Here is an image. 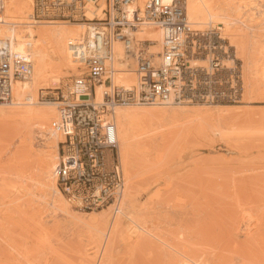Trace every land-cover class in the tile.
I'll list each match as a JSON object with an SVG mask.
<instances>
[{"label": "rangeland", "instance_id": "obj_1", "mask_svg": "<svg viewBox=\"0 0 264 264\" xmlns=\"http://www.w3.org/2000/svg\"><path fill=\"white\" fill-rule=\"evenodd\" d=\"M218 2L230 9L232 18L242 15V21L253 9L259 11L255 16L263 18L264 26V0ZM234 25L242 26L237 20ZM193 26L209 33L204 39L208 51L214 43L226 50L224 62H232V103L124 107L232 106V122L219 123L201 115L144 124L136 133L144 152L136 158L138 168L129 172L134 178L128 179L122 161L126 185L119 209L129 192L134 214H121L122 226L111 244L104 243L103 235L95 246L78 219L109 210V223L120 210L115 214L109 206L82 212L63 195L68 213L56 207L53 190L46 192L36 169L47 152L58 162L59 138L50 129L55 117L49 122L0 120V264H264V55L260 53L264 37L256 35L259 26L245 27L249 35L255 33L254 39L259 38L253 63L249 53L244 57L230 46L217 24ZM152 49L157 51L155 46ZM57 62L52 60L46 75L59 80L37 90L32 105L37 111L51 105L56 113L52 99L67 91L74 76L83 72L66 68L60 74ZM195 63L206 66L207 60ZM254 84L257 90L251 94ZM0 104L6 110L29 106Z\"/></svg>", "mask_w": 264, "mask_h": 264}, {"label": "built area", "instance_id": "obj_2", "mask_svg": "<svg viewBox=\"0 0 264 264\" xmlns=\"http://www.w3.org/2000/svg\"><path fill=\"white\" fill-rule=\"evenodd\" d=\"M0 0V26H5L6 4ZM91 8H87V3ZM102 2V3H101ZM32 0L26 22L13 20L0 30V103H11L12 82L25 78L32 66L29 44L13 28L50 21L82 24V45L72 42L71 52L82 64L68 90L52 99L56 116L50 126L62 135L55 166L57 188L65 200L82 212L121 204L126 177L116 137L114 107L232 103V62L226 50L213 44L206 49V30L193 26L183 0ZM98 12V10H100ZM91 15V18L88 17ZM155 26L161 33L160 49L139 40L135 32ZM28 38V34L24 36ZM122 45L123 59L114 51ZM82 47V48H81ZM222 51V53H221ZM207 60V65L195 64ZM232 61V59H228ZM133 66L135 82L114 84L119 64ZM102 86L100 97L96 87ZM59 90V88H55Z\"/></svg>", "mask_w": 264, "mask_h": 264}, {"label": "bare ground", "instance_id": "obj_3", "mask_svg": "<svg viewBox=\"0 0 264 264\" xmlns=\"http://www.w3.org/2000/svg\"><path fill=\"white\" fill-rule=\"evenodd\" d=\"M145 1L146 0H135L134 5L138 7H142ZM164 1L169 2L170 0H164ZM222 1L224 2L225 0H221V2ZM184 3L186 7V15L190 22L197 25V27L198 26L201 27L203 25L206 24L208 25L211 23L217 24L218 29H220L225 35V37L229 40L230 46L236 47V51H239L240 54L244 57H246V55L249 53V56L247 58L249 59V61L253 60L252 62L254 63V61L256 60L255 51H257L256 50L258 43L257 40L259 38L257 37V40L254 39L255 36L252 37V35H255V33L253 32L254 34H252L251 32L252 35H249L245 30V27L254 28V26L256 27L259 26L258 27L260 28L259 30L254 29L259 31L257 32L259 34L256 33V35H259V37L260 36L264 37V26H262L263 18L259 19L258 17H256L257 15H259L260 13L259 11L254 13L255 11H253L254 10L253 9L252 12H249V14L247 12L248 15L244 20H246L247 22H252L250 23L252 24V26H250V24L248 25L246 21H242L241 18L243 16L241 15V13L239 14L241 15L239 17L241 18L239 19H237L236 17L232 18L230 9L228 8L230 7L228 6L230 5V3L229 2L227 3V1L225 2V4L228 7H225L226 5L224 3L222 4H224L225 6L220 4L218 0H184ZM91 7H92L91 3L90 2L87 3V8H91ZM31 8H32V0H8L6 4V10L4 12V15L6 16L4 19L5 26H0V30L6 32L8 30L7 24L12 22L13 20H16L17 22L20 23L26 22L28 16L27 14L31 13ZM100 11L101 9L98 10V12ZM255 14L257 15L255 16ZM88 17L91 18V15H88ZM233 20L234 21L237 20L239 23H241L242 26L234 25ZM261 29L262 31L260 35ZM83 30L84 27L82 24L65 23L60 21H50L43 24H37L33 27L28 26L26 28L11 29L14 35H16L18 39L21 40V42L25 41L26 43L29 44L32 66L30 68L29 74L25 78H23V80L18 79L12 82L11 95L13 100L9 104L10 105L26 104L29 106L25 110H11V109L6 110L5 107H3L0 104V120L34 118L36 120L49 122L50 118L52 117L54 118L56 116L55 109L51 105L48 108L40 109L38 111L37 109H34V107H32V105L34 106L36 104V100H35L36 92L39 88L52 87V83H55L56 81L59 80L57 79V76L49 78L46 75V72L52 65L51 62L53 59L58 60L57 63L59 66L60 74H62L64 72V69L66 68H70L74 71L79 70V67H81L82 64L77 61L76 56L71 52L72 50L71 43L76 42V44H79L83 47L81 42L82 39L81 34ZM26 34H28V38H24ZM135 34L139 40H150L153 43H155L153 44V47L155 46L157 48V51H159L161 33L158 29H156V27L154 28L151 25L143 26L140 29H138L135 32ZM247 49L249 51H247ZM114 51L118 58L123 59L122 45L119 42L114 43ZM260 53L264 55V49H262V51L260 50ZM125 65L122 63L119 64L120 72L114 76L113 78L114 84L125 85V86H130L134 84L135 75L133 73V66H130L129 68ZM254 85L253 87L255 88H252V86H250L251 89L253 90L249 88L251 94L253 93V91H255L256 93L257 88L256 85L255 86ZM101 89L102 86L96 87L97 97H100ZM181 106L182 107H179L177 109L175 108V109H167V110L166 109L157 110V109H147V108L144 109V108L124 107V106L114 107V117L116 121V137L119 143V154H120V158L122 159L121 162L123 161L124 165L126 166V175L128 179L134 178L133 176L131 177L129 172L130 170H134L138 168L136 166L139 165L138 163L139 161L137 162L138 163L137 164L136 158L139 156L141 157L140 154L141 153L143 154L144 152L143 151L144 148L142 147L139 136L137 137L136 134L139 131H141L142 126L144 124L159 119H167L168 121L169 120L171 121V120H179L180 118L183 119L189 117L195 118L201 115L212 117L214 120L218 121L219 123L232 122V106L226 107L221 105V106H214L213 108H209L202 105L190 106V107H185L183 105ZM50 129L56 135L55 137L59 138L57 139L56 142L57 151H58V142L62 139V135L56 132L54 129H52L51 126ZM58 157H59V151H58ZM139 158L137 159L139 160ZM38 162H39L38 167H36V169L38 168V173L41 177L40 179H42V183L44 184L46 192H50L51 190L49 189H52L53 195L51 197L54 200V204L61 211L68 213V205L64 203L62 194L56 186V173L54 167L55 164H57L56 161L52 159V157L50 156V152H47V154L43 158H39ZM127 189L129 191V186ZM132 199L133 196H130L128 192V196H126L125 201L122 203V208L121 209L118 208L120 212L118 214H116L118 210L114 212L116 215L112 216L109 223H106L108 220L109 210L107 212L105 211L102 213L88 214L83 218H80L79 216L78 218L80 219L78 220L82 223L83 226L87 228L89 241L95 243V246L100 245L103 238L102 236L104 235L105 236L104 243L106 242V245L108 244V242L110 243L111 239L117 234V232L120 230L122 226L123 218L121 214H125L124 212H127L129 214L132 213L134 214L135 209H134V204L132 203ZM249 228L250 227H247V229ZM244 230H246V228H244L242 231ZM251 232H253V230ZM251 232L248 230V233ZM244 233L246 234L247 232ZM105 247L106 246L104 244V249Z\"/></svg>", "mask_w": 264, "mask_h": 264}]
</instances>
